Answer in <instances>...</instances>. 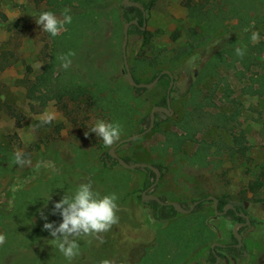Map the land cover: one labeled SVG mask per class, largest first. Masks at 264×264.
Here are the masks:
<instances>
[{"label":"rangeland","instance_id":"1","mask_svg":"<svg viewBox=\"0 0 264 264\" xmlns=\"http://www.w3.org/2000/svg\"><path fill=\"white\" fill-rule=\"evenodd\" d=\"M142 1L151 2L145 11L146 27L142 34L128 35L126 63L130 70L138 60L139 69L131 73L140 83H149L154 72L168 71L174 76L169 94L173 114L161 117L143 136L120 144L115 153L131 163L161 168L149 193L184 208L195 201L198 204L190 213L155 220L140 198L155 176L140 168L115 165L105 155L115 144L106 147L89 131L98 119L121 124L119 141L144 131L147 127L141 120L167 96L169 80H158L137 95L132 91L135 99L128 98L129 116L124 120L112 119L109 108L90 100L62 105L44 101L39 93L28 96V88L49 61L53 38L35 19L42 11L60 16L64 8L59 10L50 0H0V216H5L0 217L5 224L0 226V234L6 237L0 244V263L99 264L114 259L116 264H210L214 250L224 255L219 264H264V20L248 35L239 34L237 40L248 51L243 60H235L233 66L204 69L202 59L191 65L186 59L189 56L178 57L191 45L193 52L200 53L203 42L207 39V46L214 38L190 20L186 3L215 12L222 0ZM121 2L71 0L64 6L71 9L72 23L57 40L64 34L70 39L74 32L78 45L71 66L64 69L60 62L57 67L62 81L85 82L93 91L111 89L122 98L131 91L121 50L126 23ZM259 7L249 13L241 9L227 20L222 15L229 14L218 13V20L236 26L243 15L264 14V0ZM251 31L259 32L258 42L251 41ZM181 72L185 78L176 82ZM194 108L226 119L207 116L200 120L197 124L204 127L192 140L193 130L185 131L179 124L191 127L188 112ZM48 116L51 121L42 123ZM17 151L30 163H15ZM88 180L102 195H117L119 222L98 236L77 237L79 254L69 261L51 245L53 237L43 224L58 225L62 218L52 214L54 203L64 195L71 196ZM254 182L261 185L252 193L248 186ZM209 197L225 198L239 211L244 208L253 221L239 233L244 258L212 249L217 243L223 248L233 244L234 224L215 213ZM102 248L111 255L98 254Z\"/></svg>","mask_w":264,"mask_h":264},{"label":"trees","instance_id":"2","mask_svg":"<svg viewBox=\"0 0 264 264\" xmlns=\"http://www.w3.org/2000/svg\"><path fill=\"white\" fill-rule=\"evenodd\" d=\"M39 0H34V2H38ZM135 2H138L145 11H147L150 8L151 2L146 4L142 0H132ZM262 0H222L221 6L217 9V11H213V8L204 9L202 6L192 3L191 1H187L186 8L188 10V17L190 20H192L196 24H200L203 28V31L205 33L209 34L210 38L211 36L214 37L207 46H204V43H206L207 39L202 44V50L200 53L193 52V46H189V48H185L184 50L180 51L178 54V57L180 59H185L186 56H189V59H187V62L191 65H196L201 59L204 61V69L208 67H217L218 65H226V66H233L235 63V60H243L244 56L238 57L235 53V49L237 47L243 48L241 42H239L237 39L239 34L248 35V32H245L244 29L249 30H256L260 23L264 20V14H258L255 13L250 17H247L246 15H243L244 18L240 20V22L237 23L236 26H227L220 24L219 19L220 16H218V13H226L229 14L228 17H225L226 15H222L224 17V20L232 19L235 16L240 13L241 9H245L247 13H249L253 9L260 10L261 7H259V3L261 4ZM50 3L56 6L59 10L65 8L67 4L71 3V0H50ZM249 5V7H248ZM121 10H122V17L126 22L133 20L135 18L138 19V26L132 25L128 29V35H131V33L135 32L137 34H142L143 31L140 30L139 26H141L143 17L142 12L135 7L131 6H124L121 4ZM87 11V10H85ZM62 12V10H61ZM217 14V15H216ZM7 22V21H6ZM12 25L16 28L18 27L16 22H13ZM70 30L73 29V26L71 25ZM65 36V34L63 35ZM61 35L62 40H57L58 36L53 37L51 41V46L49 50V61L48 63L43 66L42 73L36 77L35 81L31 83L30 87L27 90V95H35V93H39L40 98L46 100H54L57 104L65 105L64 103L71 102V103H77L81 99H85V101L90 100L92 104L101 106L102 104L105 105L106 108H109V114L111 115L112 119L115 120H124L125 117H128L129 115V104H128V98L135 99L134 93L137 95V93L144 91V88H131L127 90V94L124 98L120 96H116L115 93L111 89L106 90H99V91H93L90 89V85H88L85 82H77L74 79L69 80H61L60 75L56 73L57 67L60 65L61 60L58 59L60 55L67 54L68 52H75L76 47L78 45V42L76 40V34L73 32L71 37L72 38H64ZM60 37V36H59ZM73 40V42H72ZM73 43V44H71ZM75 43V44H74ZM248 53V51H247ZM196 57L195 60L192 58ZM246 58V57H245ZM248 59V57H247ZM259 57L255 56V61H259ZM185 61V60H184ZM254 63V62H253ZM5 65V64H4ZM139 69L138 67V60L135 61V63L130 66V72L131 71H137ZM203 69V68H202ZM162 71V70H161ZM201 73V71H200ZM199 73V74H200ZM57 74V75H55ZM132 74V73H131ZM159 72H154L153 77L149 80V83L155 79ZM194 72L192 73V75ZM133 79L136 83H140L135 75H133ZM162 79L169 80V76L166 74H163L160 76L159 81ZM148 83V82H147ZM172 91V90H171ZM43 101V102H44ZM166 104V97L162 98V100L158 103H156L155 106H165ZM9 110L12 112V109L9 108ZM200 112L199 108H194L190 112H188V119L187 121L190 123L191 127L185 126L180 123L179 126L182 127L185 131H191L193 130L192 137L190 139H194V135L196 132L201 131L202 127H200L197 123L200 120L208 118L223 121L226 119V116H216L212 114L206 115L204 113H198ZM234 116V115H233ZM232 116V117H233ZM161 117H165L167 119V116H165L163 113H156L155 114V122L156 125L158 120H161ZM120 118V119H118ZM141 122L147 127L149 124V115H145ZM194 123V125H193ZM209 124L217 125L214 121H210ZM176 137V135H175ZM169 145V144H168ZM176 148V146H174ZM2 147L0 146V153H2ZM107 159L112 161L115 165H119L118 162L111 158L109 156L108 151L105 153ZM127 163L131 164L126 159H123ZM161 173V168L159 166H155ZM146 171L151 175L155 176L154 173L146 169ZM258 182H254L253 184H249L248 190H250L252 193H255L256 190L259 188ZM149 186H144V190L148 188ZM160 200L165 201L163 198L159 197ZM228 201L225 198H218L217 203V211H221L222 207L227 204ZM147 206L150 207L153 218L157 221H166L174 217V215L177 213L172 206H161L155 201H148L145 202ZM181 205V204H180ZM182 206V205H181ZM183 207V206H182ZM5 217V216H0ZM8 217V216H6ZM223 218L228 219L229 221L233 222V224L236 223H243L244 219H242L240 216H237L236 212L233 210H228L225 216ZM250 223H253L252 220H250ZM0 226L3 228L5 224L0 220ZM245 227H240L238 229V232L240 233ZM232 241L233 244L224 248L217 247V250L226 251L229 254H232L233 256L238 258H244L245 256V248L244 245H242L241 248H237L234 246L236 244V240L234 236L232 235ZM101 256L108 257L111 255L109 252H106L104 248L98 253ZM216 256L220 257V259L224 258L223 254H220L219 252H216ZM216 256L210 252V263L215 262ZM99 260H97L98 262ZM3 262V261H2ZM2 262L0 264H2Z\"/></svg>","mask_w":264,"mask_h":264},{"label":"clouds","instance_id":"3","mask_svg":"<svg viewBox=\"0 0 264 264\" xmlns=\"http://www.w3.org/2000/svg\"><path fill=\"white\" fill-rule=\"evenodd\" d=\"M35 23L40 29L52 37L60 35L66 31V25L72 23L70 8H64L57 16L53 11H42L35 19ZM248 32L249 29H244ZM250 39L252 42H258L261 37L258 31H251ZM247 52L246 47H237L235 53L238 57H243ZM74 52L60 55L61 67L67 69L71 66V57ZM193 60L196 57L192 58ZM51 116H48L42 123H49ZM103 142L104 146L111 147L120 140L122 126L119 122H109L103 119L96 120L95 124L89 130ZM15 163L24 165L30 163L23 157L20 151L15 154ZM118 197L115 193L101 194L95 191L91 180L80 183L75 192L69 196L64 195L53 205L52 214H58L62 221L57 225L55 222H45L44 230H47L53 239L50 240L52 246H55L63 256L71 261L79 254V243L77 237L98 236L111 230L112 226L119 222L117 212L119 206ZM42 218L47 220L46 216ZM6 242V237L0 234V244ZM99 264H116L114 259H103Z\"/></svg>","mask_w":264,"mask_h":264},{"label":"water","instance_id":"4","mask_svg":"<svg viewBox=\"0 0 264 264\" xmlns=\"http://www.w3.org/2000/svg\"><path fill=\"white\" fill-rule=\"evenodd\" d=\"M121 4L124 5V6H131V7L138 8L142 12V15H143V18H144L145 10L138 2H135V1H132V0H122ZM132 25H138L137 19H133V20H130V21L125 23L124 28H123V41H122V49H121L122 50V57H123V60H124V68H125V72H126V80H127L128 84L132 88L150 89L151 87H153L158 82L160 76H162L163 74H166V75H168L170 77V83H169L168 90H167L165 106H153L152 107V109H151V111L149 113V124H148L147 128L144 131H142V132L133 134V135H131V136H129V137L117 142L112 148H110L108 150V153H109V156L111 158L115 159L120 166H122V167H124V168H126L128 170L137 169V168H140L142 170L149 169V170H151L154 173V175H155L154 182L149 186V188H147L146 190H144L141 193L142 201H144V202H146V201H155L156 203H158L159 205H162V206H172L177 213L187 214V213H190V212L193 211L194 207L198 204V201L194 202L189 208H184V207H182L180 204H178L176 202L162 201V200H160V198L158 196H156L154 194H147V191L152 189V188H154L155 185L157 184V182H158V180L160 178V171L156 167H154L152 165L145 164V163L136 162V163L129 164L126 161H124L122 158L117 156L116 153H115V149L120 144L132 141V140H134L136 138H139V137L143 136L144 134H146L148 131H150L151 128L154 126L155 114L156 113H163L167 117H171L172 114H173V110L171 109L170 99H169L170 90H171L172 85H173L172 74L170 72L162 71V72H160V74L155 79H153L150 83H146V84L145 83H136L135 80L133 79V76H132V74H131V72L129 70V67H128L127 63H126V56H125L126 44H127V40H128V29ZM145 27H146V21H145V19H143L142 25L140 26V30L144 31ZM190 85L191 84L188 85L187 89L190 88ZM207 199L213 201V205H214V209H215V213L216 214H219V215L220 214H224L226 209H228L230 207V205H227L223 209V212L219 213L217 211V199L213 198V197H209ZM239 215L244 218L245 222L234 224L233 229H232V234H233L235 240L237 241V247H240L242 245L241 236H240V234L238 232V229L240 227H244V226L249 224V219H248V217L245 214L241 213ZM218 262H219V258L217 257L215 263H213V264H217Z\"/></svg>","mask_w":264,"mask_h":264},{"label":"flooded vegetation","instance_id":"5","mask_svg":"<svg viewBox=\"0 0 264 264\" xmlns=\"http://www.w3.org/2000/svg\"><path fill=\"white\" fill-rule=\"evenodd\" d=\"M142 17H143V15H142ZM135 19H137V18H135ZM143 19H145V18H143ZM137 21H138V19H137ZM142 25V24H141ZM135 26H138V25H135ZM139 28H140V26H139ZM194 74H196V72H194ZM183 78H185V74H184V72H181L179 75H178V77H177V79H176V82H179L181 79H183ZM172 81H173V83H174V76L172 75ZM169 82H170V77H169ZM192 83V81L190 80L189 81V83L187 84V87H188V85L189 84H191ZM147 189V188H146ZM145 189V190H146ZM144 191V190H143ZM142 191V192H143ZM149 191L150 190H148L147 191V194H151V193H149ZM141 192V193H142ZM140 198H141V195H140ZM217 199V203H218V198H216ZM142 200V199H141ZM212 201V200H211ZM146 202H148V201H146ZM196 202V201H195ZM199 202V201H198ZM213 202V201H212ZM227 205H230V207L228 208V209H226V211H225V213L224 214H220V216H225V214L227 213V211L228 210H233L234 212H236V214H237V216H240L239 214H241V213H243V214H245L247 217L249 216L247 213H246V211H245V209L243 208V210L242 211H239L238 210V208L234 205V204H231V203H227V204H225L223 207H222V210L221 211H218L219 213H222L223 212V209L227 206ZM162 206V205H161ZM213 207H214V205H213ZM241 217V216H240ZM242 219H244L243 217H241ZM248 219H249V217H248ZM244 222H245V220H244ZM249 223H250V219H249ZM249 225V224H248ZM248 225H246V226H248ZM246 226H244V227H246ZM242 242V241H241ZM232 245V244H231ZM242 245H244L243 244V242H242ZM242 245L240 246V247H237V241H236V244H234V246H236L237 248H241L242 247ZM227 246H230V245H227ZM227 246H225V247H227ZM217 247H221V248H223V246L221 245H219L218 243L217 244H215V246H213L212 247V249L213 248H217ZM212 253L216 256V253L214 252V250H212ZM218 256H216V258H217ZM219 259H220V257H218ZM216 261V260H215ZM213 263H215V262H213ZM213 263H210V264H213ZM217 264H219V262L217 263Z\"/></svg>","mask_w":264,"mask_h":264}]
</instances>
